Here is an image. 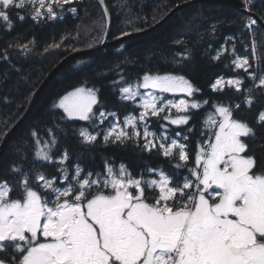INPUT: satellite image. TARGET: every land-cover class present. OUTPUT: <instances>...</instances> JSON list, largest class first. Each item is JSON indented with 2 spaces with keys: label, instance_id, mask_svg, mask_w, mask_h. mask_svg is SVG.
Returning a JSON list of instances; mask_svg holds the SVG:
<instances>
[{
  "label": "snow or ice",
  "instance_id": "snow-or-ice-1",
  "mask_svg": "<svg viewBox=\"0 0 264 264\" xmlns=\"http://www.w3.org/2000/svg\"><path fill=\"white\" fill-rule=\"evenodd\" d=\"M72 3L0 0V20L10 30L12 9L31 7L32 19H54V5ZM254 24L249 18L246 26ZM221 54L213 59L219 60ZM176 55L180 57L173 61L176 64L190 59L187 53ZM232 64L257 80L255 72H249L247 57L237 56ZM121 82L125 84L119 89L121 98L136 102L139 97L137 106L142 110L138 116H125L123 124L118 119L109 121L102 130L103 142L139 144L142 139L143 151L155 149L178 161L174 175L150 167L148 176H134L126 164L117 168L107 160L102 171H86L77 160L70 173L68 150L58 158L52 155L58 143L53 130H47L48 139L33 130L34 160L55 165L60 175L48 178L44 172L13 165L10 171L21 177V198H12V185L0 181V253L9 255L0 258V264H264V171H253L256 160L247 155L248 144L242 139L254 137L255 129L235 119L232 106L214 103L200 132L206 138L197 143L195 166L189 167V145L181 142L189 136L177 131L181 140L170 137L168 125H188L193 110L208 104L195 99L200 90L185 76L172 73H145L134 84L121 76ZM225 83L240 91L242 81L220 77L211 89L223 91ZM253 86L264 89V73ZM164 94L183 95L177 100ZM253 102L251 96L245 100L249 108ZM97 103L96 89L77 87L55 107L63 111L62 119L87 121L99 129L116 114L100 111L97 116ZM161 113L166 123L158 135L148 121ZM256 124L264 126V110L259 111ZM79 135L82 145H94L101 131L93 134L81 128ZM185 168L188 175L179 171Z\"/></svg>",
  "mask_w": 264,
  "mask_h": 264
},
{
  "label": "trees",
  "instance_id": "trees-1",
  "mask_svg": "<svg viewBox=\"0 0 264 264\" xmlns=\"http://www.w3.org/2000/svg\"><path fill=\"white\" fill-rule=\"evenodd\" d=\"M190 0H104L110 14L108 40L147 29L159 22L175 5ZM242 7L255 14L264 23V0H241ZM54 19L41 16L32 19V9H12L11 29L0 20V142L7 130L24 112L32 94L65 55L98 43L105 29V16L97 0H73L70 5L53 6ZM75 8L72 12L70 9ZM239 9L208 2H195L171 14L162 24L148 33L126 38L87 55H82L62 67L45 85L27 119L12 135L0 156V181L7 180L13 187L12 198L20 197V175L12 173L13 165L24 170L34 169L50 176L55 165L34 160L36 130L41 139H48L52 129L58 143L52 151L54 158L67 149L72 169L79 160L85 170L102 171L104 161L125 163L134 175L147 174V168H168L172 159L162 157L155 149L143 151L138 143L105 144L102 137L94 145H82L79 130L87 121L62 119L63 111L56 106L65 92L86 87L97 90L98 103L94 111L123 114L135 110L132 101L121 98V76L132 83L145 73H172L183 75L200 91L195 99L207 100L200 110H193L188 125L179 130L188 133L191 163L194 140L202 138L203 118L213 103L233 107V117L247 122L255 129V136L243 138L248 144L247 155L256 159L253 171H264V126H257L259 111L264 110V89L242 69L232 64L236 55L249 59V72L257 79L264 73V28L256 18ZM23 15L24 19H19ZM249 18L256 21L247 27ZM181 41L182 43H176ZM58 45V46H57ZM26 46V47H25ZM219 60L213 59L221 53ZM177 53H187L190 59L180 64ZM220 76H239L240 91L234 86H224L214 92L211 85ZM251 91H247V90ZM253 98L249 108L245 100ZM239 104L237 109L235 105ZM34 179V173H33ZM36 187L34 182L31 183Z\"/></svg>",
  "mask_w": 264,
  "mask_h": 264
},
{
  "label": "water",
  "instance_id": "water-1",
  "mask_svg": "<svg viewBox=\"0 0 264 264\" xmlns=\"http://www.w3.org/2000/svg\"><path fill=\"white\" fill-rule=\"evenodd\" d=\"M103 13L105 16V29L104 32L102 34V37L100 39V41L90 47H87L85 49H79L76 51H72L71 53H68L67 55H65L61 60H59L54 66L53 68L47 73V75L44 77V79L41 81V83L38 85V87L36 88V90L34 91V93L31 96L30 101L28 102L27 107L25 108L24 112L21 114V116L17 119V121L7 130V132L4 134L1 142H0V156L2 154V152L4 151L6 144L8 143L9 139L12 137V135L18 130V128L23 124V122L27 119L28 115L30 114L32 108L34 107L41 91L43 90V88L45 87V85L48 83V81L62 68L64 67L66 64H68L69 62H71L72 60H74L75 58L82 56V55H87V54H91L94 53L102 48H104L107 45H111L114 43H117L119 41H122L126 38H130V37H134V36H139L145 33L150 32L151 30L155 29L156 27H158L160 24H162L171 14H173L175 11H177L178 9L182 8L183 6H186L188 4L191 3H195V2H208V3H213V4H219V5H226L228 7L234 8V9H239L242 12H245L247 14H251L249 11H247L245 8L242 7L243 3L241 0H190L181 4H177L175 5V7L169 11L165 17H163L159 22H157L155 25L147 28V29H143L141 31H137L134 33H130V34H126L122 37L116 38L114 40H108L107 35L110 29V14L108 12V9L104 3V0H97ZM253 15L256 20L260 23V25L264 28V23L255 16V14H251Z\"/></svg>",
  "mask_w": 264,
  "mask_h": 264
},
{
  "label": "rangeland",
  "instance_id": "rangeland-1",
  "mask_svg": "<svg viewBox=\"0 0 264 264\" xmlns=\"http://www.w3.org/2000/svg\"><path fill=\"white\" fill-rule=\"evenodd\" d=\"M54 10H55V9H54ZM55 12H56V11H55ZM237 56H239V55L234 56V57H233V60H234ZM239 57L244 58V56H239ZM248 62H249V59H248ZM249 65H250V62H249ZM242 70H243V69H242ZM243 71H244V70H243ZM164 74H165V73H164ZM142 77H143V75H142L140 78H142ZM220 77H223V78H224V81H227L228 79H239V80H241V78H240L239 76H226V77H224V76H220ZM220 77L215 78V80L213 81V83H215L216 79H218V78H220ZM137 80H138V79H137ZM137 80L134 81V82H132V84L136 83ZM258 80H259V78L255 81V83L258 82ZM253 85H254V84H253ZM123 86H125V84H124ZM123 86H121V87H123ZM224 86H228V85L225 83ZM121 87H120V88H121ZM234 87H235V86H234ZM76 88H77V87H76ZM74 89H75V88H73V89H71V90H69V91H72V90H74ZM69 91H67V92H69ZM140 91H141V92H145V91H151V90L141 89ZM67 92H65L63 95H61V96L57 99V101H56V105L59 103L60 98H61L62 96H64ZM120 94H121V93H120ZM164 95H165V97H166L167 99H173V98H175V99L178 100L183 94H178V95H176L175 97H174L172 94H164ZM132 103H133V104L135 105V107H136L135 110H132V111H129V112H125V113H123V114H119V115L116 114V117H115V118L112 117V116H108V118L104 121V123L101 124V125L99 126V129H95V128H93L92 125L89 124V122H88V125L85 126V127H83V128H86L89 132H91V133H93V134H95L96 131L100 130V131H101V137H102V130L108 126L109 121H113L114 119H118L119 122H120L121 124H123V121H124L125 116H128V115H135V116H138V115H139L140 111L142 110L141 108H139V107L137 106L138 103H139V97L137 98V101H136V102H133V101H132ZM213 104H214V103H213ZM213 104H211L210 107L207 109V111H206V113H205V116H204L203 120L205 119V117H206L209 113H211V112L213 111V108H212V105H213ZM215 104H218V105H219L220 103H215ZM223 105H225V104H223ZM175 111H176V110L173 109V110H172V113L175 114ZM99 112H100V111H99ZM99 112H96L97 116L99 115ZM103 112L108 113V112H106V111H103ZM164 115H165V113H161L159 117H150V119H149V121H148V123H149V125H150V130H151V131H155L158 135H159V133L162 131V129H161V125L166 123V121H164L163 118H162ZM237 120H238V119H237ZM240 121H241V120H240ZM97 123H98V121H97ZM179 127H180V126L170 125V124H169V125H168V134H169V136L172 137V138H175V139L181 140V137H177V136L175 135V133H176L177 131L181 132V136L185 135V132L179 130ZM129 130H130V129H129ZM142 131H143V129H142V127H141V132H142ZM205 138H206V137L196 138V139L194 140V144H195V145H194V154H193L192 163L190 162L191 160L189 159V162H188V166H189V167H194V166H195V153H196L197 143H198V142H202V140L205 139ZM242 139H243V137H242ZM139 142H140V144H142V143H143V140L141 139ZM181 142H182V140H181ZM177 162H178L177 160L172 161V163H174V165H176ZM109 163H112V162H109ZM180 163H183V162H180ZM113 164H114V166H116V167L118 168L119 165L121 164V162H116V163H113ZM68 168H69V166H68ZM156 169H163V168H162V167H157ZM163 170H164V169H163ZM172 170H173L174 173H175L176 169L174 168V169H172ZM72 171H73V167H72V169L69 168V172L71 173ZM179 171L182 172L183 175H188V172H187V169H186V168H185V169H180ZM166 173H167V172H166ZM167 174H169V172H168ZM59 175H60V174H59ZM59 175H58L57 177H59ZM148 175H149L148 173L145 174V176H148ZM169 175H170V174H169ZM47 177H48V176H47ZM51 177H53V176H51ZM51 177H48V178H51ZM40 239L43 240L44 238H43V237H40Z\"/></svg>",
  "mask_w": 264,
  "mask_h": 264
},
{
  "label": "flooded vegetation",
  "instance_id": "flooded-vegetation-1",
  "mask_svg": "<svg viewBox=\"0 0 264 264\" xmlns=\"http://www.w3.org/2000/svg\"><path fill=\"white\" fill-rule=\"evenodd\" d=\"M185 134H187L188 135V133H185ZM189 136V135H188ZM190 137V136H189ZM182 143H187L189 146H190V142H189V139H188V141H183L182 140ZM188 151H189V149H188ZM250 156H252V155H250ZM163 157V156H162ZM254 157V156H253ZM255 158V157H254ZM189 159L191 160V157H190V153H189ZM173 161H175V159H172ZM256 160V159H255ZM189 162V161H188ZM187 162V163H188ZM125 164V163H124ZM128 167V166H127ZM160 167H162L163 169H164V171L165 172H169V174L170 175H174V171L172 170V169H174L175 168V165H174V163H170V165H169V167L168 168H164L163 166H160ZM129 169V168H128ZM130 171V170H129ZM255 172H257V173H259V171H255ZM59 175V173L58 172H53L50 176H48V177H51V176H58ZM137 176H139V175H137ZM18 198H21V197H18ZM0 258H3V259H9V255L8 254H5V253H0Z\"/></svg>",
  "mask_w": 264,
  "mask_h": 264
}]
</instances>
